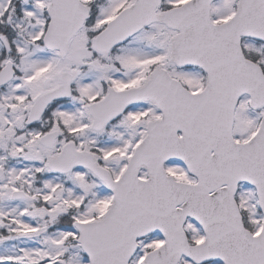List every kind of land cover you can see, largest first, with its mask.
Listing matches in <instances>:
<instances>
[{
  "label": "snow or ice",
  "instance_id": "1",
  "mask_svg": "<svg viewBox=\"0 0 264 264\" xmlns=\"http://www.w3.org/2000/svg\"><path fill=\"white\" fill-rule=\"evenodd\" d=\"M0 264H264V0H0Z\"/></svg>",
  "mask_w": 264,
  "mask_h": 264
}]
</instances>
